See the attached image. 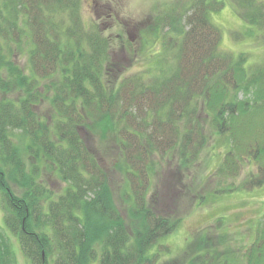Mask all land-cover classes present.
Returning <instances> with one entry per match:
<instances>
[{
    "label": "trees",
    "instance_id": "1",
    "mask_svg": "<svg viewBox=\"0 0 264 264\" xmlns=\"http://www.w3.org/2000/svg\"><path fill=\"white\" fill-rule=\"evenodd\" d=\"M80 3L0 0V192L8 229L32 264H239L230 242L225 254L204 244L205 233L187 247L184 263L163 259L170 248L161 239L181 221L149 196L156 157L177 152L183 167L199 157L208 142L202 120L228 146L221 175L237 176L246 159L258 167L217 192L264 185V63L247 66L245 53L221 48L210 13L226 0H191L162 13L147 33L163 35L166 64L115 77L113 44L100 26L84 24ZM231 3L249 32L264 29V0ZM27 36L26 72L12 55ZM87 133L118 144L128 220ZM44 170L65 182L60 194L40 180ZM242 249L244 264H264V213ZM0 264H17L1 226Z\"/></svg>",
    "mask_w": 264,
    "mask_h": 264
},
{
    "label": "rangeland",
    "instance_id": "2",
    "mask_svg": "<svg viewBox=\"0 0 264 264\" xmlns=\"http://www.w3.org/2000/svg\"><path fill=\"white\" fill-rule=\"evenodd\" d=\"M191 0H81L80 14L86 26H100L103 33L109 36L114 50L115 68L112 76L123 73L128 76L151 70L157 72L158 62L166 64L164 53L166 41L163 35L155 37L147 33L149 25L163 13H169L175 6L180 10ZM210 20L222 32L221 48L238 56L245 53L247 66L264 63V29L253 28L249 32L248 24L238 16L231 0L218 11L210 13ZM14 46V44H13ZM31 46L30 37H24L20 47L15 46L13 60L24 70L29 71L28 49ZM15 96V95H13ZM4 93L0 91V100ZM46 101L42 106L45 111L49 108ZM200 119L204 113H200ZM208 142L201 150L199 157L189 166H182L177 152L169 157H156V171L152 176L149 196L161 213L177 215L180 224L174 234L163 237L162 243L170 250L163 259L175 257L179 263L188 257L187 247L201 243V234L205 233L204 244L220 249L225 254L229 245L234 249L232 254L237 256L239 264H244L243 249L253 239L256 226L264 213V185L251 190H235L217 192L219 188H229L243 181L251 171L257 172V163L244 162L237 176L226 177L218 169L228 150L209 132L211 124L202 120ZM91 146L97 148L102 163L108 170V182L117 201V207L126 220L128 202L124 176L119 169L120 150L113 140L100 142L99 137L87 133ZM40 180L50 189L60 194L65 188L55 172L44 170ZM12 190L18 192L12 184ZM3 196L0 192V226L10 237L17 258V264H32L24 254L19 240L8 229L5 217ZM203 244V243H202ZM195 245V244H194ZM186 248V250H185Z\"/></svg>",
    "mask_w": 264,
    "mask_h": 264
}]
</instances>
